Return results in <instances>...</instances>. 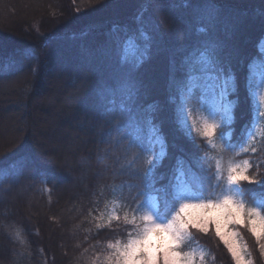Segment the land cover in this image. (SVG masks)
<instances>
[{"label":"trees","instance_id":"obj_1","mask_svg":"<svg viewBox=\"0 0 264 264\" xmlns=\"http://www.w3.org/2000/svg\"><path fill=\"white\" fill-rule=\"evenodd\" d=\"M34 1L43 2V11H55L46 21L47 30L40 25V33L38 23L45 21L38 19L42 11L39 6L33 8ZM52 1L0 0V18L7 12L12 21L9 26H14L8 32L0 28V117L18 113L14 134H0V141L9 140L0 143V167L5 170L0 177V264H103L111 250L108 244L126 240L132 228L122 219L110 225L102 220L112 204L117 203L121 217L125 211L139 214L145 194L157 196L163 205L166 191L175 183L179 160L193 165V159L200 158L206 167L215 150L194 132L189 139L177 129L175 106L168 102L174 94L171 82L186 80V59L206 41L223 46L221 56L236 77V92L230 96L238 101L235 122L224 129L237 145L230 155L235 160L249 159L253 170L264 166V135L255 143L256 153L244 151L252 147L256 121L264 126V117L257 118L249 84V66L264 60V0ZM23 13L36 30L18 29ZM201 27L205 32L199 31ZM141 29L151 40L149 58L135 69L141 111L146 114L148 104L158 105L151 115L167 144V156L156 169L150 193H145L134 171L140 168L142 155L129 147L126 137L112 131L118 110L109 123L96 95L102 87H117L111 41L135 36L141 43ZM50 82L72 106L63 123L72 128L79 144L64 163L57 149L45 148L46 134L36 119L45 111L42 100ZM200 95L197 89L195 96ZM116 99L119 103V93ZM21 157L23 166L13 169L12 163ZM193 170L202 175L194 165ZM242 187L250 202L264 197V184ZM23 195L41 201V212L32 213L31 207L20 202ZM42 230L50 236L44 237ZM191 231L192 245L205 249L206 264H234L213 229ZM240 231L255 264H264L255 238L246 229Z\"/></svg>","mask_w":264,"mask_h":264},{"label":"snow or ice","instance_id":"obj_2","mask_svg":"<svg viewBox=\"0 0 264 264\" xmlns=\"http://www.w3.org/2000/svg\"><path fill=\"white\" fill-rule=\"evenodd\" d=\"M199 31L203 33L205 29L201 27ZM140 37L141 43H137L135 36L117 37L111 41L113 55L117 59V87H102L96 90V95L102 114L109 123H112L118 110L119 116L112 131L126 137L129 147L137 149L138 156L142 155L140 168L134 171L139 173L145 193H150L155 186L156 169L167 156V144L151 115L157 111L158 105L148 104L146 114L141 111L143 105L135 69L149 58L151 40L143 29L140 30ZM222 47L218 42L206 41L190 60L186 59L189 63L187 78L183 82H171L174 94L168 100L175 106L177 129L189 139L194 131L207 141L216 154L208 157L206 167L202 159H193V165L202 175H197L193 165L179 160L175 183L170 191H166L163 205L157 196L145 194L139 214L125 211L121 217L113 211L105 223L110 225L113 220L122 219L123 224L132 228L126 240L117 239L108 244L111 251L103 257V264H167L166 246L154 247L152 242L155 237L148 229L156 223H167L173 219L183 204L202 206L199 219L189 223L185 231L195 228L208 233L213 229L227 247L234 264H253L240 229H246L255 238L261 255H264V197L259 202H250L242 187L264 184V171H261L264 166L257 165L253 170L254 165L249 159L237 162L230 155L237 145L231 142V133L225 135L224 129L234 124L238 101L230 98L236 92V77L221 56ZM261 51L264 52V47ZM249 67V84L255 80L256 87L264 85V64L253 63ZM197 89L201 90L199 98L195 96ZM251 95L254 105L264 106V95H259L258 101L255 89H251ZM193 110L202 114L198 120L189 123ZM259 115L264 117V111H260ZM252 139L255 141V137ZM244 151L256 153L257 148L252 146L244 148ZM204 155L208 156L207 153ZM23 164L24 158L21 157L11 167L15 169ZM4 174V168L0 167V177Z\"/></svg>","mask_w":264,"mask_h":264},{"label":"rangeland","instance_id":"obj_3","mask_svg":"<svg viewBox=\"0 0 264 264\" xmlns=\"http://www.w3.org/2000/svg\"><path fill=\"white\" fill-rule=\"evenodd\" d=\"M52 3L55 4L57 2L56 0H53ZM37 4L35 1L32 2V6L34 9L39 6V9H40L39 11H42L41 16L38 17V19H43V21H45V22L38 23V31L40 33V25H41L42 30H47L49 22H46V21L51 19L50 17L54 16L55 11L49 10V9L47 10L45 9L43 11L40 8V6H44L42 1L38 2ZM60 5H62V3ZM49 6L50 5H48L47 7L49 8ZM45 11H49V13L47 12L45 13ZM26 15H27L26 13L22 14L23 22L17 23V26L19 27L18 29L23 30L24 28L25 29L28 28V30L26 31L32 32L33 30H36V28H34L33 26L34 25L33 21L31 20L29 21V19L26 18ZM8 16L9 15L7 14V12L2 14V17L0 18V24L1 23H7L8 25L11 24L12 21L9 22L11 18L10 16L9 17ZM11 27H14V26H11ZM255 63L257 65L264 64V60L257 61ZM55 87H56L55 84H53V82H50L49 92L46 94L45 98L42 100V104L44 105L45 111L44 113L39 114V116L36 117V119L38 120V128L41 129L44 134H46V139L44 140L45 142H43L46 146L45 148L54 147L55 149H57V153L62 159L61 161L64 163L68 157L76 153V151L79 149V144L77 142L76 136L73 134L72 128L69 125H64L65 123H63L64 117L72 111V106L70 105V103L65 102L62 98H60L57 95ZM251 89H255V91L257 92V96H256L257 101L259 99V95H264V85H261L260 87H256L255 80L251 84ZM260 111H264V106H257V115H258L257 118L258 119L260 117L259 115ZM201 114H202L201 112L196 111V110L191 111L190 116H189V123H191V120H198ZM17 118H18V113L16 112L15 113L8 112L4 114L3 117H0V134H5L7 136H11L12 134H14L13 131L16 130V128L18 127ZM259 122L260 121L257 120L254 125L252 136L255 137V141L250 143V146L251 145L255 146L257 139L262 138V136L264 135V126L263 124H260ZM68 137H72V138L75 137V140H72V138L70 140H66ZM8 141H9L8 139H5V141H0V143L8 142ZM236 161L239 162L241 160H236ZM19 201L20 202L24 201L25 206H27L28 208L31 207L30 210L32 213H36L38 211L41 212L42 207H43V205L41 204V201H39L38 199H34L33 197L28 196V195H26V197L24 195L21 196ZM34 208H36V210ZM117 209H118V205L115 202L114 204L110 206V209L106 210L102 214V220H104V222L107 221L108 216L113 211H115L116 214L118 215ZM42 233L44 234V237L46 238L50 236V234L46 233L45 230H42ZM242 239L246 242L243 236H242ZM192 246L205 252V249L200 245L193 244ZM248 251L250 253L249 258L253 261V264H255L254 258H253L251 250L249 249V246H248Z\"/></svg>","mask_w":264,"mask_h":264},{"label":"clouds","instance_id":"obj_4","mask_svg":"<svg viewBox=\"0 0 264 264\" xmlns=\"http://www.w3.org/2000/svg\"><path fill=\"white\" fill-rule=\"evenodd\" d=\"M202 212V206L183 204L167 223H156L149 227L155 239L154 247L166 246L167 264H206V253L192 246L193 234L187 228L195 223Z\"/></svg>","mask_w":264,"mask_h":264},{"label":"bare ground","instance_id":"obj_5","mask_svg":"<svg viewBox=\"0 0 264 264\" xmlns=\"http://www.w3.org/2000/svg\"><path fill=\"white\" fill-rule=\"evenodd\" d=\"M0 28L4 29V31H11V29H14L13 27L9 26L7 23H1Z\"/></svg>","mask_w":264,"mask_h":264}]
</instances>
